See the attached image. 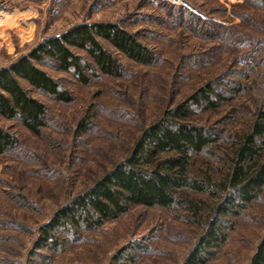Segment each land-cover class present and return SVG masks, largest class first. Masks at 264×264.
<instances>
[{
	"label": "rangeland",
	"instance_id": "obj_1",
	"mask_svg": "<svg viewBox=\"0 0 264 264\" xmlns=\"http://www.w3.org/2000/svg\"><path fill=\"white\" fill-rule=\"evenodd\" d=\"M175 6L195 12L209 22L206 27L214 23L213 28L195 17L182 18ZM236 13H248L264 28V10L244 0H0V68L43 39L83 22L119 23L139 32L140 41L157 53V61L145 66L107 46L126 71L116 79L95 78L89 87L44 67L53 77L64 78L75 95L72 104L41 97L61 122L44 138L0 117V125L19 137L22 150L0 155V264L184 263L205 231V207H215L218 198L191 194L205 205L201 221L184 206H136L92 231H52L55 242L45 240V228L60 207L129 155L144 128L201 85L241 71L246 84L264 86L258 77L264 66L247 67L241 52L225 43L226 32L215 26L264 38L263 29L243 23ZM254 98L246 89L229 105L194 117L200 125L240 132L250 122ZM88 111L90 126L78 133V122ZM206 162L221 164L204 156L198 164ZM224 232L226 243L207 264H249L264 234V195L227 219Z\"/></svg>",
	"mask_w": 264,
	"mask_h": 264
},
{
	"label": "trees",
	"instance_id": "obj_2",
	"mask_svg": "<svg viewBox=\"0 0 264 264\" xmlns=\"http://www.w3.org/2000/svg\"><path fill=\"white\" fill-rule=\"evenodd\" d=\"M244 1L264 10V0ZM174 8L182 18L195 17L203 26L209 23L184 6ZM236 14L243 23L264 30L248 13ZM213 25L208 24V29ZM215 26L226 32L225 43L241 52L239 58L247 67L264 66L263 37ZM107 46L117 55L145 66L157 61L156 51L140 41L139 32L115 22L77 24L61 35L43 39L28 54L0 68V117L17 122L37 138L46 137L48 130L61 122L41 97L72 104L75 95L64 78L53 77L44 67L67 74L86 87L95 78H120L126 67ZM229 72L201 85L144 128L124 160L54 213L45 228V240L55 242L51 232L56 230H72L75 235L95 230L119 220L136 206H184L193 219L200 221V213L206 208L205 231L183 264H207L227 241V219L236 218L264 195V86L246 84V75L241 71ZM258 77L264 79V71ZM246 89L255 96V109L240 132L226 133L196 122L195 115L229 105ZM90 116L88 111L78 122V133L87 131ZM21 151L19 137L0 125V155ZM203 156L221 164L199 165ZM216 173H220V179ZM191 194L209 195L220 201L215 207H205ZM249 264H264V234Z\"/></svg>",
	"mask_w": 264,
	"mask_h": 264
}]
</instances>
